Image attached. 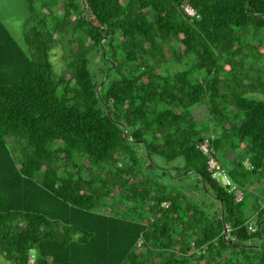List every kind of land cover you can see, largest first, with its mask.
Returning a JSON list of instances; mask_svg holds the SVG:
<instances>
[{
	"label": "trees",
	"instance_id": "1",
	"mask_svg": "<svg viewBox=\"0 0 264 264\" xmlns=\"http://www.w3.org/2000/svg\"><path fill=\"white\" fill-rule=\"evenodd\" d=\"M27 3L23 45L0 19V253L16 264H264V0ZM206 138L243 201L209 172Z\"/></svg>",
	"mask_w": 264,
	"mask_h": 264
},
{
	"label": "rangeland",
	"instance_id": "2",
	"mask_svg": "<svg viewBox=\"0 0 264 264\" xmlns=\"http://www.w3.org/2000/svg\"><path fill=\"white\" fill-rule=\"evenodd\" d=\"M30 14L29 11V5L27 3V0H0V19L4 22V24L7 26V28L10 30V32L14 35V37L17 39V41L23 45V33L26 29V20L28 19V16ZM52 56L51 59L54 63L55 66V71L57 73H61L64 65H65V54L67 53L65 51V44L63 42H60L54 46L52 49ZM101 65V61L99 56H95L93 61H92V67L95 71H98L99 66ZM190 66H188L189 68ZM179 68H182L180 66ZM255 97L264 100V93H256L254 94ZM196 112L200 114V116L205 119L207 115V110L205 105L197 106L196 107ZM235 157L234 155L231 156V159ZM247 165V162H246ZM197 175L196 174H191L190 177L188 178V182H191L193 180H196ZM179 184V182H176ZM263 182L259 185L257 188L258 194L262 191L263 188ZM253 188V187H252ZM190 197H192L196 201H202L206 200L207 202H211V199L205 192H200V191H188L187 192ZM264 198V195H261ZM255 204L254 201V196H250L249 199L246 202V206L251 208ZM257 217L253 216L249 220L250 222H255L257 223ZM264 225V221L262 222ZM228 233V230H227ZM252 245L254 250H247L246 253H248L250 256H252L251 261H256L258 260V257L261 255L259 248L257 246H260V241L257 240H252ZM256 245V246H255ZM234 252L237 251V249L233 250ZM240 254H230V257L234 258L235 262L238 261V257ZM250 261V262H251ZM249 263V262H248ZM0 264H16L14 261L9 260L5 258L1 253H0ZM229 264H232L231 260L229 261Z\"/></svg>",
	"mask_w": 264,
	"mask_h": 264
},
{
	"label": "built area",
	"instance_id": "3",
	"mask_svg": "<svg viewBox=\"0 0 264 264\" xmlns=\"http://www.w3.org/2000/svg\"><path fill=\"white\" fill-rule=\"evenodd\" d=\"M185 12L194 17L196 16L197 12L190 4L183 5ZM199 149L208 156V170L211 173L212 177L222 184L224 187L228 189L229 192L234 194L235 200L237 202H241L245 198V191L241 187L237 185V183L231 178L230 174L228 173L227 169L221 164V162L215 157L212 152L211 141L209 138H206L204 141H201L198 145ZM247 165L250 168L251 165L247 160ZM163 205H168V203H163ZM248 228L252 232H256L258 229V224L255 222H249ZM141 241L138 242V246L140 245ZM27 264H34L33 258L29 260Z\"/></svg>",
	"mask_w": 264,
	"mask_h": 264
},
{
	"label": "water",
	"instance_id": "4",
	"mask_svg": "<svg viewBox=\"0 0 264 264\" xmlns=\"http://www.w3.org/2000/svg\"><path fill=\"white\" fill-rule=\"evenodd\" d=\"M228 229L227 228H225V232L227 231Z\"/></svg>",
	"mask_w": 264,
	"mask_h": 264
}]
</instances>
